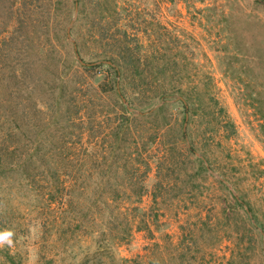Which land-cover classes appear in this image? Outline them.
<instances>
[{"label": "rangeland", "instance_id": "1", "mask_svg": "<svg viewBox=\"0 0 264 264\" xmlns=\"http://www.w3.org/2000/svg\"><path fill=\"white\" fill-rule=\"evenodd\" d=\"M4 230L0 264H264V0H0Z\"/></svg>", "mask_w": 264, "mask_h": 264}, {"label": "trees", "instance_id": "2", "mask_svg": "<svg viewBox=\"0 0 264 264\" xmlns=\"http://www.w3.org/2000/svg\"><path fill=\"white\" fill-rule=\"evenodd\" d=\"M128 50L130 51L129 47H128ZM107 60L110 61V63H108V64L111 66V69L113 70V72L115 74L114 78H113L112 87L114 89L116 97L120 100L122 98V96H124L128 100V102L131 103V99L127 96V94L125 93V91L123 89V81L125 80V77H126V79L129 78L131 72L133 71V67L137 68L139 65H145L144 62H146L148 64L150 63L148 55L144 56L140 52H137V55H136L134 53L124 51V52L119 53L117 57H109ZM84 67L91 68L89 66H84ZM163 72H164L163 69H160L158 72L153 73L152 77L158 78L159 74H162ZM170 78H171V75H170ZM164 94L165 93H161L160 96L161 95L163 96ZM121 105L125 109L127 114H132L133 117H141V115L138 116V115H135L134 113H132L131 111H129L128 108L124 105V103L122 101H121ZM57 109H58V107H56V106L52 107V112H53L52 117L58 120V118H60L62 115H60V116L58 115ZM161 110L162 109H160L159 111H161ZM108 114H110V113H108ZM152 114H154V113H150L149 116ZM125 116H123V118H121V119L117 118V125L111 131V135L114 136L113 142L110 143L111 149H112L111 153H114V155L117 157L119 154V153L117 154V149H116V148H118L117 147L118 144H117V146H115L114 143H116V142L118 143V141L120 142V140H122V137H124L126 139V135H128V133L130 131L129 124L131 123V118L129 117V115H125ZM184 119H185V116L183 117V120ZM65 124H66V126H69V127L70 126H72V127L76 126L74 121L72 120V117H70V116H67V118L65 117ZM181 125H182V123H181ZM120 132H123V134L119 137ZM178 133H179V135L184 136L185 130L182 129V127L181 128L179 127ZM189 148L191 150H193L192 149L193 147L190 146ZM26 158H28V156H26ZM195 160L199 161L201 163V170H203L205 173L207 171H209V168L207 167V165H205L206 161L203 160L202 157L195 155ZM234 199H235V203L237 205H240V206L242 205V202L236 196H234ZM251 225L255 227L254 224H251Z\"/></svg>", "mask_w": 264, "mask_h": 264}, {"label": "clouds", "instance_id": "3", "mask_svg": "<svg viewBox=\"0 0 264 264\" xmlns=\"http://www.w3.org/2000/svg\"><path fill=\"white\" fill-rule=\"evenodd\" d=\"M15 233L11 230L0 231V247L7 245L8 247L13 246V236Z\"/></svg>", "mask_w": 264, "mask_h": 264}, {"label": "water", "instance_id": "4", "mask_svg": "<svg viewBox=\"0 0 264 264\" xmlns=\"http://www.w3.org/2000/svg\"><path fill=\"white\" fill-rule=\"evenodd\" d=\"M75 3H76V9H75V12H74L73 19H72V21H71V23H70V25H69V28H68V35H69V39H70L71 41H73V38L70 36L69 29H70V26L73 24V21L76 19V17H77V13H78L77 1H76ZM107 62L110 63V61H107ZM82 63H84V62L82 61ZM123 101H124L125 105L128 107V109H130L131 111H135V112H137V113H140L138 110H135V109H132L131 107H129V106H128V102H127L125 99H123ZM198 156H199V157H202L200 154H198ZM206 165H207V162H206ZM209 170H210V169H209ZM210 172L213 173L212 170H210ZM214 175H216L217 177H219V176H218L217 174H215V173H214Z\"/></svg>", "mask_w": 264, "mask_h": 264}]
</instances>
